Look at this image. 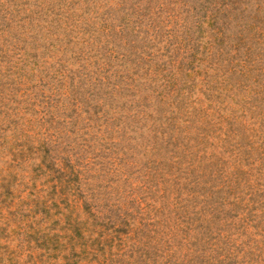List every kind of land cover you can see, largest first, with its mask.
I'll use <instances>...</instances> for the list:
<instances>
[{
    "label": "rangeland",
    "instance_id": "rangeland-1",
    "mask_svg": "<svg viewBox=\"0 0 264 264\" xmlns=\"http://www.w3.org/2000/svg\"><path fill=\"white\" fill-rule=\"evenodd\" d=\"M0 264H264V0H0Z\"/></svg>",
    "mask_w": 264,
    "mask_h": 264
}]
</instances>
